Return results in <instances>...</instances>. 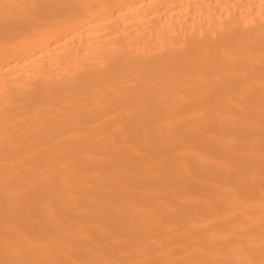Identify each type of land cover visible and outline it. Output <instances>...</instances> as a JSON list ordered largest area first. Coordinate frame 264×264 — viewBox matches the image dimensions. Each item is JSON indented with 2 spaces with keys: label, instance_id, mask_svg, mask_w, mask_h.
<instances>
[{
  "label": "bare ground",
  "instance_id": "1",
  "mask_svg": "<svg viewBox=\"0 0 264 264\" xmlns=\"http://www.w3.org/2000/svg\"><path fill=\"white\" fill-rule=\"evenodd\" d=\"M262 146L264 0H0V264H259Z\"/></svg>",
  "mask_w": 264,
  "mask_h": 264
},
{
  "label": "snow or ice",
  "instance_id": "2",
  "mask_svg": "<svg viewBox=\"0 0 264 264\" xmlns=\"http://www.w3.org/2000/svg\"><path fill=\"white\" fill-rule=\"evenodd\" d=\"M23 5H8L6 7H22ZM262 157H264V146H262ZM262 239H264V234H262ZM190 264H211V262L208 261H192ZM218 264H256L255 261L249 260V261H223L218 262ZM259 264H264V259H262Z\"/></svg>",
  "mask_w": 264,
  "mask_h": 264
}]
</instances>
